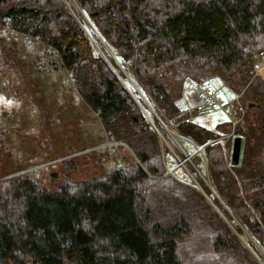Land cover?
<instances>
[{"label": "trees", "instance_id": "1", "mask_svg": "<svg viewBox=\"0 0 264 264\" xmlns=\"http://www.w3.org/2000/svg\"><path fill=\"white\" fill-rule=\"evenodd\" d=\"M0 28L57 56L106 137L133 154L54 189L0 178V264H264V80L251 73L264 0H0ZM126 76L189 147L175 154L203 193L174 174ZM214 76L245 108L237 165L226 135L177 105L187 80Z\"/></svg>", "mask_w": 264, "mask_h": 264}, {"label": "rangeland", "instance_id": "2", "mask_svg": "<svg viewBox=\"0 0 264 264\" xmlns=\"http://www.w3.org/2000/svg\"><path fill=\"white\" fill-rule=\"evenodd\" d=\"M72 6L77 14L81 13L77 3ZM48 54L49 50L38 41L0 28V178L27 173L48 189H54L64 183L66 176L77 182L87 181L128 164L133 156L130 149L106 137L95 114L76 93L58 57ZM191 92L189 86L183 88L177 101L180 109L194 104ZM138 94L166 134L148 118L152 128L154 125L162 134L161 149L178 162L174 174L186 181L189 178L203 193L184 163L189 158L180 161L175 154V148L183 152L180 144L187 152L189 147L161 120L146 98ZM225 99L229 101L230 116L238 120L235 96L226 92ZM191 118L212 132L222 135L232 132L229 117L218 110ZM160 122L167 126L168 132ZM234 139L233 136L226 140V145L233 146Z\"/></svg>", "mask_w": 264, "mask_h": 264}, {"label": "built area", "instance_id": "3", "mask_svg": "<svg viewBox=\"0 0 264 264\" xmlns=\"http://www.w3.org/2000/svg\"><path fill=\"white\" fill-rule=\"evenodd\" d=\"M253 69L251 71L253 78L259 77L264 80V52H259L254 56ZM192 86L191 89V100L193 98L194 104L192 106L186 104L188 114L192 117L195 114H204L208 111H220L227 117H229L231 122V133L222 137L220 140H229L234 133L237 124L242 120L245 115V108L240 104L239 98L241 94L235 96V100L238 103L239 119H233L227 108L229 101L225 99L226 86L224 81L218 77L214 76L205 80L201 84H191L189 81L186 82ZM172 174V171H168Z\"/></svg>", "mask_w": 264, "mask_h": 264}, {"label": "water", "instance_id": "4", "mask_svg": "<svg viewBox=\"0 0 264 264\" xmlns=\"http://www.w3.org/2000/svg\"><path fill=\"white\" fill-rule=\"evenodd\" d=\"M160 123L163 126V129H165L166 132H168L167 126H165L162 122H160ZM153 128H154L159 140L162 141L163 137H162V134L160 133V131L154 125H153ZM240 143H241V140L239 138H235L234 141H233L232 154H231V162H232L233 165H237L238 161H239ZM119 144H121V143H119ZM122 145H124V144H122ZM169 174H171V173H169ZM13 176H15V175H12V176H9V177H13ZM9 177H7V178H9ZM207 185L209 186V188H211L209 183Z\"/></svg>", "mask_w": 264, "mask_h": 264}, {"label": "crops", "instance_id": "5", "mask_svg": "<svg viewBox=\"0 0 264 264\" xmlns=\"http://www.w3.org/2000/svg\"><path fill=\"white\" fill-rule=\"evenodd\" d=\"M188 81L192 84V82H191L190 80H187L186 82H188ZM186 82H185V87H184V88H186L187 86H189V88H190V90H191L193 85H190L189 83L187 84ZM124 166H125V165H124ZM22 174H23V173H22ZM14 175H15V174H14Z\"/></svg>", "mask_w": 264, "mask_h": 264}]
</instances>
